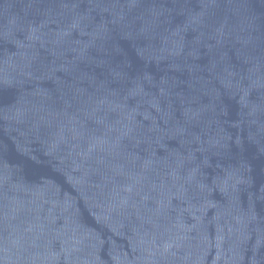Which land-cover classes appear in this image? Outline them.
I'll use <instances>...</instances> for the list:
<instances>
[{
	"label": "water",
	"instance_id": "obj_1",
	"mask_svg": "<svg viewBox=\"0 0 264 264\" xmlns=\"http://www.w3.org/2000/svg\"><path fill=\"white\" fill-rule=\"evenodd\" d=\"M0 264H264V0H0Z\"/></svg>",
	"mask_w": 264,
	"mask_h": 264
}]
</instances>
